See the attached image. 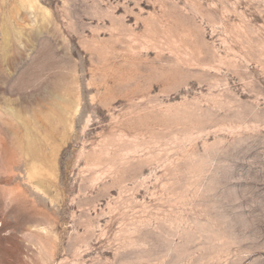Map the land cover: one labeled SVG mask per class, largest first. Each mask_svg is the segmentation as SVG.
Returning a JSON list of instances; mask_svg holds the SVG:
<instances>
[{"label":"rangeland","instance_id":"374dc122","mask_svg":"<svg viewBox=\"0 0 264 264\" xmlns=\"http://www.w3.org/2000/svg\"><path fill=\"white\" fill-rule=\"evenodd\" d=\"M0 264H264V0H0Z\"/></svg>","mask_w":264,"mask_h":264}]
</instances>
